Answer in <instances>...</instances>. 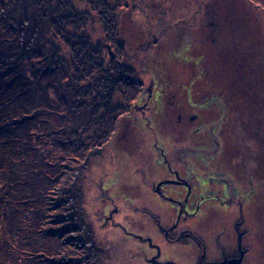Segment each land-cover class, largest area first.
Instances as JSON below:
<instances>
[{
	"label": "trees",
	"instance_id": "trees-1",
	"mask_svg": "<svg viewBox=\"0 0 264 264\" xmlns=\"http://www.w3.org/2000/svg\"><path fill=\"white\" fill-rule=\"evenodd\" d=\"M74 1L0 0V264H104L107 257L89 219L87 178L144 92L142 61L122 31L138 6ZM198 4L193 12L210 28L208 39L220 40L225 19L208 0ZM263 34L253 41L262 61Z\"/></svg>",
	"mask_w": 264,
	"mask_h": 264
},
{
	"label": "rangeland",
	"instance_id": "rangeland-1",
	"mask_svg": "<svg viewBox=\"0 0 264 264\" xmlns=\"http://www.w3.org/2000/svg\"><path fill=\"white\" fill-rule=\"evenodd\" d=\"M198 1L136 0L138 9L122 20L130 53L142 61L138 78L144 92L88 173L86 207L96 239L107 252L104 264H144L138 241L102 221L112 203L118 209L114 220L134 235L159 239L160 229L173 220L168 203L150 190V182L164 173L157 147L170 158L174 145L180 146L177 151L190 175L226 177L236 193H249L246 211L264 221V60L254 44L261 43L264 32V0H208L221 13L220 20L225 19L224 36L215 42L208 39L210 28L199 23L201 14L193 12ZM74 3L84 7L79 0ZM178 19L183 23L175 25L176 30L166 29ZM179 31L188 35L174 39ZM206 98V105L200 106ZM200 149L209 157L194 159ZM217 180H210L213 190ZM231 209L234 213H215L236 214L237 209ZM213 220L200 218L193 228L209 234L221 218ZM258 225L257 231L264 230V223ZM170 251L188 263L190 248L175 246Z\"/></svg>",
	"mask_w": 264,
	"mask_h": 264
},
{
	"label": "flooded vegetation",
	"instance_id": "flooded-vegetation-1",
	"mask_svg": "<svg viewBox=\"0 0 264 264\" xmlns=\"http://www.w3.org/2000/svg\"><path fill=\"white\" fill-rule=\"evenodd\" d=\"M212 99L215 100L214 97ZM206 102L207 98L200 106L206 105ZM141 111L143 113L142 109ZM179 147L174 145L176 150H173L170 158L164 149H156L161 155L164 173L150 182V190L156 199L161 198L166 201L164 203H168V211L173 216L169 225L160 229L159 239L148 234L134 235L123 229L122 223L114 220L118 209L113 203L103 213L104 224L120 227L126 235L135 238L140 245L139 257L144 264H182L170 251L175 246L186 247L188 250L190 248L191 256L187 257V264H264V230L257 231L258 224L264 221L262 216L259 215L257 220L246 211L250 202L249 193H236V187L230 185L225 180L226 177L222 178L217 174L214 179L212 176L190 175L187 173L186 160L177 151ZM195 155L194 159L197 160L209 157L201 149ZM215 179H218V185L213 190L210 180ZM232 195H238V198H231ZM208 205L214 208L213 211L205 209ZM233 207L237 209L236 214L216 215L221 209L234 213L231 209ZM203 209L204 213L201 214ZM217 216L221 218L216 220L218 227L209 234L202 235L193 228V224L198 223L200 218L205 217L211 223Z\"/></svg>",
	"mask_w": 264,
	"mask_h": 264
},
{
	"label": "water",
	"instance_id": "water-1",
	"mask_svg": "<svg viewBox=\"0 0 264 264\" xmlns=\"http://www.w3.org/2000/svg\"><path fill=\"white\" fill-rule=\"evenodd\" d=\"M106 49L108 51V53L110 54V57H113L114 56V52L111 50V47L109 44H106Z\"/></svg>",
	"mask_w": 264,
	"mask_h": 264
}]
</instances>
